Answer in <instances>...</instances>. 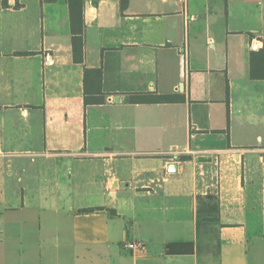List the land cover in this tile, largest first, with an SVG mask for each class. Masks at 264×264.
<instances>
[{
    "label": "crops",
    "instance_id": "0c3cea01",
    "mask_svg": "<svg viewBox=\"0 0 264 264\" xmlns=\"http://www.w3.org/2000/svg\"><path fill=\"white\" fill-rule=\"evenodd\" d=\"M82 20L75 62L67 0H0V264H264V0Z\"/></svg>",
    "mask_w": 264,
    "mask_h": 264
},
{
    "label": "trees",
    "instance_id": "16d2710c",
    "mask_svg": "<svg viewBox=\"0 0 264 264\" xmlns=\"http://www.w3.org/2000/svg\"><path fill=\"white\" fill-rule=\"evenodd\" d=\"M84 0H67L69 7V17H70V27H71V46H72V55L75 62L83 61V20H82V9H83ZM264 51V45H263ZM85 75L90 74L92 81L94 82L93 90L96 89V93L100 94V83H101V70L99 68H85ZM257 71L252 67L251 76L253 78L258 77ZM103 101V95L100 96H90L85 90L84 92V103H100ZM129 101L132 103H144V102H171L172 97L169 95H153L148 93H137L130 94ZM186 159V157H183ZM210 197V196H209ZM214 207V205H213ZM96 209H102L100 207H88L79 209V212H91ZM114 210L112 211V213Z\"/></svg>",
    "mask_w": 264,
    "mask_h": 264
},
{
    "label": "built area",
    "instance_id": "2783aa9c",
    "mask_svg": "<svg viewBox=\"0 0 264 264\" xmlns=\"http://www.w3.org/2000/svg\"><path fill=\"white\" fill-rule=\"evenodd\" d=\"M184 2L185 0H181ZM260 43L258 42L254 47H258ZM125 249H128L135 256H142L146 253V246L142 241L139 240H126L122 243Z\"/></svg>",
    "mask_w": 264,
    "mask_h": 264
},
{
    "label": "water",
    "instance_id": "95a60500",
    "mask_svg": "<svg viewBox=\"0 0 264 264\" xmlns=\"http://www.w3.org/2000/svg\"><path fill=\"white\" fill-rule=\"evenodd\" d=\"M114 100H117V98L115 97ZM194 159L196 162H206V161H211L212 158L211 156L199 155V156H196ZM176 169H177V166L174 163H170L167 165V170L169 172H174L176 171Z\"/></svg>",
    "mask_w": 264,
    "mask_h": 264
}]
</instances>
